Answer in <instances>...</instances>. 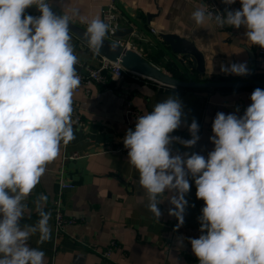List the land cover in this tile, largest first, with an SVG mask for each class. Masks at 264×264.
<instances>
[{"label":"clouds","instance_id":"obj_1","mask_svg":"<svg viewBox=\"0 0 264 264\" xmlns=\"http://www.w3.org/2000/svg\"><path fill=\"white\" fill-rule=\"evenodd\" d=\"M236 0H223L232 5ZM241 7L216 15L197 6L192 19L246 29L247 40L264 48V0H239ZM36 6L39 16L26 15ZM109 24L92 19L85 37L99 53ZM69 18L57 16L47 0H0V264H45L43 250L29 246L51 238V213L43 209L48 196L36 200L39 219L21 226L24 201L40 183L47 166L60 154L61 144L75 138L73 96L81 80L71 42ZM118 43L110 45L115 52ZM221 72L244 76L246 63L221 66ZM242 116L218 112L210 137L214 150L205 159L197 153L172 155L175 141L187 148L200 139L199 125L188 126L191 139L170 135L182 124V102L169 96L137 117L135 130L123 138L128 161L139 173L148 194V210L162 215L158 196L169 198L168 215L184 224L194 178L196 197L204 201L199 238H190L199 264H264V89L257 87Z\"/></svg>","mask_w":264,"mask_h":264},{"label":"crops","instance_id":"obj_2","mask_svg":"<svg viewBox=\"0 0 264 264\" xmlns=\"http://www.w3.org/2000/svg\"><path fill=\"white\" fill-rule=\"evenodd\" d=\"M47 2L76 23L88 27L92 19L99 17L102 20L103 7L109 0ZM117 5L121 28L134 29L122 40L172 74L179 73L184 77V70L179 66L184 61L177 55V61L174 60L172 54L150 42L164 31L187 37L204 51L206 72H194L196 79H242L264 73V55L260 54L258 46L247 40L243 26L239 29L226 25L220 27L214 20L203 25L195 23L192 13L197 6L203 5L202 0H117ZM230 7L239 9V0ZM148 14L153 15L151 19H148ZM69 34L78 61L86 66H98L102 56L94 53L74 34ZM146 36L150 37L149 41L144 40ZM233 63H246L248 74L237 76L221 72L222 65L228 67ZM87 86L89 92L76 95L82 122L73 126L75 138L67 145L61 144L59 156L47 166L40 183L24 201L26 208L21 226L35 225L38 221L36 200L41 194L48 196L42 207L51 213V238L40 244L37 233L30 237L29 246L44 251L45 264H199L189 242L190 238H199L202 234L198 217L204 201L196 197L194 178L188 176L191 187L185 196L188 205L184 224L177 229V219L168 215V210L174 207L169 201L174 193L167 191L157 198L162 201L158 205L162 215L157 220L148 210V194L139 183L138 171L129 163L127 154L116 150L123 145L127 130H135L138 117L127 114L124 105L126 100H132L143 115L169 96L178 97L184 116L181 127L170 135L191 139L188 126L195 120L199 125L200 139L197 143L201 155L207 159L214 150L210 137L214 135L212 124L216 114L223 112L242 116L251 104L250 96L254 90L191 91L170 88L142 76H128L121 82L110 80L104 85L90 82ZM169 147L172 155H183L191 150L175 141ZM74 152L84 153V156L65 161L63 168L68 179L75 183L74 188L64 191L66 214L75 222L58 233L52 211L59 189L58 171L63 158ZM112 240L118 242L119 248L110 258L101 256L100 251L106 249Z\"/></svg>","mask_w":264,"mask_h":264},{"label":"water","instance_id":"obj_3","mask_svg":"<svg viewBox=\"0 0 264 264\" xmlns=\"http://www.w3.org/2000/svg\"><path fill=\"white\" fill-rule=\"evenodd\" d=\"M221 6L225 14L227 11L232 10L229 5L223 3V0H221ZM50 7L53 13L57 16H67L57 8L51 5ZM25 14L39 16L40 12L36 6H31L25 10ZM152 16V14H148V19H151ZM67 17L69 18L70 33L74 34L77 38L88 45L87 39L85 37L87 27L76 23L69 16ZM135 23L138 28L144 32L142 26L137 23L136 20ZM133 31L134 29L132 27L120 28L114 33L113 36L106 35L104 44L100 49L99 54L111 61H119L129 72H133L139 76L171 88H192L207 90L223 88H264V79L261 78L196 79L193 74L194 72H198L200 74H205L206 72V55L204 51L200 49L195 41L188 39L187 37H184L178 33L165 31L160 32L158 33V36H156L157 38H152L150 42H155L154 44H157L161 49L164 50L165 53L172 54L174 56V60H176L175 56L177 55L182 61H184V64L179 63V66L184 70V77L175 76L166 69L156 65L141 51L135 47H132L130 43L122 40L127 35H131ZM148 36L146 37L150 38ZM144 40L149 41V39ZM114 42L118 43V49L115 52L110 50V45ZM76 67L78 70H81L79 65H76ZM129 98H131V96Z\"/></svg>","mask_w":264,"mask_h":264},{"label":"built area","instance_id":"obj_4","mask_svg":"<svg viewBox=\"0 0 264 264\" xmlns=\"http://www.w3.org/2000/svg\"><path fill=\"white\" fill-rule=\"evenodd\" d=\"M203 5L207 6V10L213 13V17L216 15L225 14L222 10L221 0H202ZM102 20L109 24V31L107 35L113 36L114 33L121 28V17L120 11L117 5V0H109V2L103 7V17ZM215 21V19L213 18ZM154 33H158L156 29H152ZM152 32V33H153ZM153 33V34H154ZM144 39H149L147 37H143ZM259 48L260 54L264 55V48ZM81 67V70H78V75L80 76V86L74 92L73 96V113L72 120L73 126L79 122H82V117L80 113V105L77 101L76 95L82 93L84 91L89 92L90 89L87 88L88 83L95 82L101 85L106 84L110 80L115 82H121L126 80L128 76H139L133 72H129L119 61H111L105 57H102L101 63L98 66H86L84 63L78 61V64ZM171 88V87H170ZM125 111L129 115L140 116L142 113L134 106L132 100H126L125 102ZM119 152L128 153V150L124 147V145H119L116 149ZM192 153H197L201 155V148L198 143L195 146L191 147L189 155ZM84 156V153L74 152L71 155L65 156L63 159L62 167L58 171V183L59 189L57 192V196L53 202V215H54V225L56 231L61 233L65 230L66 226L75 222V219L69 217L66 214L64 207V191L66 189L74 188L75 183H73L70 179H68L67 174L63 168V164L65 161L70 159H77ZM119 248V244L116 240H112L108 247L102 251H100L101 256L110 258L114 252V250Z\"/></svg>","mask_w":264,"mask_h":264},{"label":"trees","instance_id":"obj_5","mask_svg":"<svg viewBox=\"0 0 264 264\" xmlns=\"http://www.w3.org/2000/svg\"><path fill=\"white\" fill-rule=\"evenodd\" d=\"M155 59V57H153V60ZM175 76H178V77H182V75H179V73L177 74H174ZM248 78H261V79H264V73H261V74H254V75H251V76H248ZM241 79V78H240ZM184 90H197V89H192V88H182ZM224 90H242V89H250V88H223ZM252 89V88H251ZM264 89V88H263ZM252 90H255V89H252Z\"/></svg>","mask_w":264,"mask_h":264}]
</instances>
